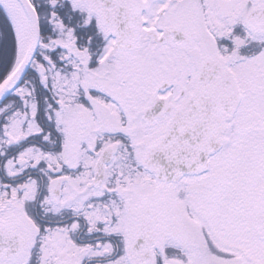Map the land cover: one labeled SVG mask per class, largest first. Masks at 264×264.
Instances as JSON below:
<instances>
[{
    "label": "snow or ice",
    "instance_id": "6c2138e0",
    "mask_svg": "<svg viewBox=\"0 0 264 264\" xmlns=\"http://www.w3.org/2000/svg\"><path fill=\"white\" fill-rule=\"evenodd\" d=\"M0 264H264V0H0Z\"/></svg>",
    "mask_w": 264,
    "mask_h": 264
}]
</instances>
